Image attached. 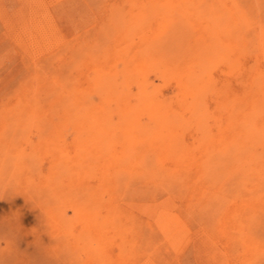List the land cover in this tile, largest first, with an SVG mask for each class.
<instances>
[{
  "label": "rangeland",
  "instance_id": "1",
  "mask_svg": "<svg viewBox=\"0 0 264 264\" xmlns=\"http://www.w3.org/2000/svg\"><path fill=\"white\" fill-rule=\"evenodd\" d=\"M0 264H264V0H0Z\"/></svg>",
  "mask_w": 264,
  "mask_h": 264
},
{
  "label": "bare ground",
  "instance_id": "2",
  "mask_svg": "<svg viewBox=\"0 0 264 264\" xmlns=\"http://www.w3.org/2000/svg\"><path fill=\"white\" fill-rule=\"evenodd\" d=\"M97 97V96H96ZM170 211V210H169ZM199 229V228H198ZM113 248V247H112ZM147 263V262H146Z\"/></svg>",
  "mask_w": 264,
  "mask_h": 264
}]
</instances>
